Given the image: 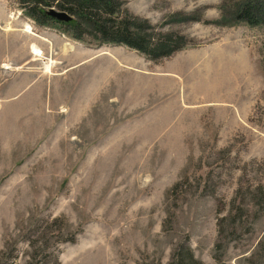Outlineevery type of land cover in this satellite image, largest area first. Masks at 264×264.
<instances>
[{
	"label": "rangeland",
	"instance_id": "rangeland-1",
	"mask_svg": "<svg viewBox=\"0 0 264 264\" xmlns=\"http://www.w3.org/2000/svg\"><path fill=\"white\" fill-rule=\"evenodd\" d=\"M122 1L187 47L150 60L0 0V250L165 264L183 244L203 264H264V27L213 23L239 0Z\"/></svg>",
	"mask_w": 264,
	"mask_h": 264
},
{
	"label": "trees",
	"instance_id": "trees-1",
	"mask_svg": "<svg viewBox=\"0 0 264 264\" xmlns=\"http://www.w3.org/2000/svg\"><path fill=\"white\" fill-rule=\"evenodd\" d=\"M18 3L22 13L38 25L59 26L73 39L81 42L91 40L99 44L124 45L150 60L167 58L174 52L187 47V41L183 36L175 33L154 32L155 27L149 24L146 19L130 14L125 9V2L122 0H18ZM222 8L224 10H222L219 19L213 22L216 25L244 24L250 27H264V0H239L228 9L225 5ZM51 9L68 14L71 18L70 21H56L48 14ZM231 204L230 210H235L234 200ZM58 238H61L59 241L63 242L74 241L72 235L62 238L59 234ZM221 244L220 242L216 243V251L221 249ZM32 245L29 244V246ZM44 248L47 247L44 246L42 250L37 245L32 247L33 252L25 264H38L36 261L37 251H44ZM12 251L9 246L0 250V264H13V261L10 262ZM51 257H55L53 253H45L44 258ZM54 259L52 264H60L58 258ZM214 260V264H224L219 255H214ZM47 262L48 260L45 264ZM165 264L203 263L195 258L189 247L179 244L173 250L170 260Z\"/></svg>",
	"mask_w": 264,
	"mask_h": 264
},
{
	"label": "crops",
	"instance_id": "crops-1",
	"mask_svg": "<svg viewBox=\"0 0 264 264\" xmlns=\"http://www.w3.org/2000/svg\"><path fill=\"white\" fill-rule=\"evenodd\" d=\"M189 50L190 49H188V51ZM182 58H186V57H182ZM183 60H186V59H181V58L180 59H177L176 61H174L171 64L170 68H174V69L176 68L177 69V68H179L182 65H188V66H186V68L188 70L193 69L194 70V73H192V74L194 75L195 79H199V80H202V78L199 77V76H197V73L207 74L206 72H203L202 71V65H203V63H200L198 61H195L192 64H189V63L187 64V63H184L186 61H183ZM160 72H162V71H160ZM164 72H171V74L170 73H167V74H165V73H163V74L155 73V74H156V76H161V77L164 76V77H166V79H168L170 81L172 80L174 82H175V76H178L180 79H182L183 78V74L185 73V71L180 70V69H178V70H176L174 72H172V70L171 71L170 70L169 71L168 70H165ZM213 72H216V70L215 69L212 70V73ZM172 81H171V83H172ZM195 88H197V84H195ZM195 96L196 97L198 96V101H200V102L203 101L201 94H196Z\"/></svg>",
	"mask_w": 264,
	"mask_h": 264
},
{
	"label": "water",
	"instance_id": "water-1",
	"mask_svg": "<svg viewBox=\"0 0 264 264\" xmlns=\"http://www.w3.org/2000/svg\"><path fill=\"white\" fill-rule=\"evenodd\" d=\"M48 14L54 18L56 21H60V22H68L70 21V16L64 12H58L55 11L53 9H51Z\"/></svg>",
	"mask_w": 264,
	"mask_h": 264
},
{
	"label": "bare ground",
	"instance_id": "bare-ground-1",
	"mask_svg": "<svg viewBox=\"0 0 264 264\" xmlns=\"http://www.w3.org/2000/svg\"><path fill=\"white\" fill-rule=\"evenodd\" d=\"M34 55L40 56V52L36 48L31 49Z\"/></svg>",
	"mask_w": 264,
	"mask_h": 264
}]
</instances>
